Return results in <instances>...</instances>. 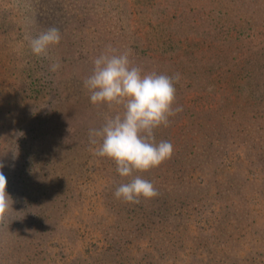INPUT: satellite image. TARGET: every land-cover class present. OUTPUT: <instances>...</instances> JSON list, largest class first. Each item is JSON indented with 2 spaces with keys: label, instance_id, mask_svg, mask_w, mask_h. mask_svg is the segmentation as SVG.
I'll use <instances>...</instances> for the list:
<instances>
[{
  "label": "trees",
  "instance_id": "16d2710c",
  "mask_svg": "<svg viewBox=\"0 0 264 264\" xmlns=\"http://www.w3.org/2000/svg\"><path fill=\"white\" fill-rule=\"evenodd\" d=\"M11 1L0 0V35H6L5 41L0 39V163L6 170L8 165L4 162L10 154L9 146L15 145L17 170L31 156L33 146L25 145L27 136L23 127L29 103H37L47 93L51 97L58 93L64 99L62 88L69 93L67 100L61 102L57 96L52 100L54 108H58L55 115L45 116L41 121L42 116L37 113L34 123L37 119L49 123L47 131L57 132L61 145L73 149L92 147L89 129L101 125L94 117V105L90 109L68 106L72 92L76 98L86 95L85 100L91 103L83 80L91 74L93 63L89 61L82 67L78 55L82 52L79 34L92 22L94 26L101 24L99 27L115 31L119 42L125 41L124 50H130L144 64L149 61L150 70L181 75L176 87L177 103L183 105V112L172 118L170 127H161L155 133L157 141L172 143L173 128L182 124L181 142L178 147L172 143L175 151L170 160L159 168L137 174L156 187L157 180L162 178L160 171L169 172L164 177L173 184H188L186 191H181L184 197L181 199L189 204L198 194L197 190L189 189L192 188L189 176L198 169L206 175L203 190L217 189L216 199L226 215L258 204L249 197L254 191L264 200V0H72V19L67 18L71 10L64 7L63 0H41L45 13L40 15V28L55 26L62 34L57 49L68 66L61 74L59 70L51 72L49 66L44 68L41 57L31 53L26 41L23 45L15 40L11 42L13 39L8 35L15 28ZM100 108H96V113ZM97 159L102 161L104 170H114L111 175L109 171V175L103 176V183L93 181L90 192L92 189L96 195L102 192L101 201L94 202L105 206L96 217L105 223L107 215L110 216L112 239L118 237L119 231L126 230L123 233L127 234V227L131 231L139 230L142 223L133 219V206L143 211V218L150 217L160 209L159 198L141 199L138 204L116 199L115 189L127 181L118 175L112 160L98 156ZM233 160L242 163L246 173L258 176V183L244 189L242 175L230 176L225 171L233 166ZM22 174L19 171L18 179L12 183L6 176V191L13 200L14 212L6 224L0 225V264H44V260H53V254H65L66 245H72L74 254L76 243L89 239L85 234L87 229L88 234L95 235L97 231L104 235L105 227L98 225L94 229L97 221H93L90 212L86 215L90 225H84L85 221L78 215L72 227L62 226L58 218L55 220L58 210L44 206L52 199L47 182L37 177L21 178ZM84 196L93 202L91 193H81L72 197L73 204ZM176 198L172 197L174 203L178 202ZM261 205L258 208L264 213V204ZM170 210L166 214H171L173 222L174 210L171 207ZM116 246L115 243L108 251L92 249L95 252L92 254L86 250L88 262L83 255L75 253L69 258L70 264L116 261L122 264L115 259L119 255ZM71 253L66 257L72 256ZM144 260L128 258L126 264H141Z\"/></svg>",
  "mask_w": 264,
  "mask_h": 264
},
{
  "label": "rangeland",
  "instance_id": "374dc122",
  "mask_svg": "<svg viewBox=\"0 0 264 264\" xmlns=\"http://www.w3.org/2000/svg\"><path fill=\"white\" fill-rule=\"evenodd\" d=\"M11 2V15L14 16L12 17L14 19L12 27L15 28L8 37L13 39L11 42L15 40L19 42V45H23L26 41V35L29 33L35 35L42 31L39 18L43 12L45 13V5L41 0H26V2L25 0H12ZM63 5L71 10V14L67 18L71 17L72 19V0H63ZM87 25L83 32L79 34V48L82 46V52L78 55V60L82 67H85V63L92 62L104 50L106 45L111 44L117 49L124 50L125 41L121 39V42H119L115 31L99 27L101 24L94 26L92 22H88ZM0 39L6 40V35H0ZM57 47L50 49V57L60 62L61 66L58 74H61L68 65L65 64L66 61L59 55ZM152 54L148 52V55ZM131 58L135 63L150 70L149 61L144 64L137 60L132 53ZM41 60L44 68L50 67L51 59L41 57ZM62 90L64 91H61L65 97L64 99L58 93L54 94L55 97H51V93H47L46 97L37 103H29L23 127L27 136L25 145L33 146V153L31 152L27 164L17 170L15 145L9 146L10 154L4 162L8 165V169L6 170L1 162L0 165L3 167L0 170L9 178L10 183L14 179H18L17 174L19 171L23 172L21 178L31 179L37 177L38 179H43V182H47V186L51 188L48 194L51 195L52 199L51 201L48 200L44 206L58 210L55 220L58 221L59 219L62 226L72 227L78 215H80L78 217L80 220L85 221L83 222L84 225H90L86 221L87 212H90V217H93V221H97V224H93L94 229L96 228L95 226L100 225V227H105L106 232L101 235L95 231L96 234L94 235L92 232L88 234L87 229L85 234L89 239L86 238L77 242V249L73 252L74 254L71 253L72 245H69V247L66 245L68 249H64L65 254H59V256H54L53 254V260L47 259L42 263L70 264L69 258L71 259L75 256V253L83 255V258L88 262L90 259L86 250L91 251L90 253L92 254L94 252L92 249H98L99 251L102 249L107 250V248L111 249L112 246H115V243L117 244L116 250L119 253L115 259L121 261L122 264H126L128 258L145 259L141 261V264L264 263V213L258 208V204H264V200L254 191L249 197L253 203L256 202L258 204L250 206L246 211L242 212L239 210L236 214L226 215L225 211L220 207V202L216 199L217 189L208 192L203 190V181L205 183L207 181L206 175L198 169H194L195 171L189 176L192 185V188L189 189L198 191V194L194 196L193 201L189 204L181 199L184 198L181 197V191L185 192L188 184L183 182L179 185L173 184L164 177L169 172L164 174V172L160 171L162 178L157 180L159 183L157 182L158 184L156 185L159 193L157 196L159 202L157 204H159L160 209L156 212L154 211L155 213L152 212V218H150L151 216L143 218L141 216L143 211H138L133 206V219L141 221L140 229L131 231L127 224L125 226L128 229L127 234L123 233L126 230L119 231L117 234L119 238L116 236L112 239L114 230L112 228L113 225L110 224V216L107 215L108 219L104 221L105 223H100L101 220L96 217L98 214L101 215L105 208L101 204L102 202H94L95 199L101 201L102 192L96 195L94 189L91 192L90 189L92 184L94 186V180H99L98 183H103V176L109 175V171L111 175L114 168H112L113 170L101 168L103 166L100 165L102 161L98 160L97 156L90 151V148L94 146L88 145L83 149H73L72 146L59 144V134L57 136V132L51 133L47 131L49 123L44 124L41 122L45 120V116L49 118L58 111V108H54L55 105L52 100L58 96L60 101L63 102L69 97L67 89L62 88ZM80 95L81 97L76 98L72 92V100L68 103L69 109L72 107L74 109L79 105L88 109L93 107L88 100H85L87 99L86 95ZM195 101L198 104L200 103L199 100ZM97 107L94 106L93 108L94 117L102 124L104 115L111 114V110L107 107H102L99 109L101 112L98 111L96 113ZM37 113L41 114V121L37 119V122L34 123ZM182 127L183 125L180 124L173 128L172 143L175 147H178L181 142ZM81 164L82 166L79 168L78 165ZM241 164L238 160H233V166L225 171L230 176L234 173H238L236 174L238 176L242 175L241 182L244 189L254 183L257 184L258 176L246 173L248 171L243 169ZM238 167L239 170H237ZM221 175L223 176L224 173L222 172ZM81 193H91L93 202L90 203L89 199L84 196L73 204L72 197ZM178 193L180 196H177ZM173 196L177 197V203H174ZM168 207L169 209H167ZM170 207L174 210L173 217L176 222L174 219L171 222V214H166L167 210L172 212ZM239 208H241L240 205ZM29 217L28 215L27 221ZM4 237L6 238L3 241L6 242L7 236ZM89 242L91 244H86ZM93 243L96 244L94 247H92ZM10 245L11 239L8 242V247ZM68 253H71L72 256L66 257ZM255 253H258V255H255ZM94 255L99 257L98 254ZM55 258L56 261H54ZM255 259L256 261H254ZM117 263L118 261L107 264Z\"/></svg>",
  "mask_w": 264,
  "mask_h": 264
},
{
  "label": "clouds",
  "instance_id": "9594fccd",
  "mask_svg": "<svg viewBox=\"0 0 264 264\" xmlns=\"http://www.w3.org/2000/svg\"><path fill=\"white\" fill-rule=\"evenodd\" d=\"M61 39L55 26L25 37L34 56L52 60L50 71L54 73L61 65L50 57V49ZM92 63L83 87L92 105L107 107L111 114L104 115L99 127L89 129V143L94 146L90 151L112 160L118 175L127 181L115 189L116 199L132 204L153 199L159 195L155 185L137 173L159 168L174 154V145L168 140L157 141L155 133L161 127H170L172 118L183 112V105L177 103L176 87L181 75L147 70L133 61L130 50L111 44ZM6 189L7 178L0 171V225L6 224L14 212Z\"/></svg>",
  "mask_w": 264,
  "mask_h": 264
}]
</instances>
